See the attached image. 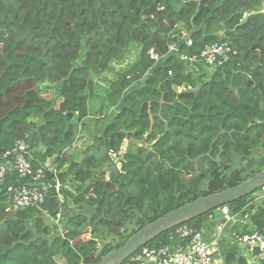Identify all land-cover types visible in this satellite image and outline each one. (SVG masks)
Listing matches in <instances>:
<instances>
[{
    "label": "trees",
    "instance_id": "1",
    "mask_svg": "<svg viewBox=\"0 0 264 264\" xmlns=\"http://www.w3.org/2000/svg\"><path fill=\"white\" fill-rule=\"evenodd\" d=\"M263 10L264 0H0V162L27 142L32 171L0 184V264H101L146 223L262 172ZM217 42L232 52L216 68L181 58ZM89 121L101 131L80 160L69 152ZM50 161L44 203L7 212L8 188L33 186ZM263 189L226 206L237 220L219 242L225 264H249L239 245L264 233ZM217 211L145 247L176 245L180 227L206 237Z\"/></svg>",
    "mask_w": 264,
    "mask_h": 264
},
{
    "label": "built area",
    "instance_id": "2",
    "mask_svg": "<svg viewBox=\"0 0 264 264\" xmlns=\"http://www.w3.org/2000/svg\"><path fill=\"white\" fill-rule=\"evenodd\" d=\"M264 13V10L263 12ZM250 13L246 11L243 20L247 19ZM182 39L188 46L192 45L191 40L186 34ZM176 47L171 46L173 52ZM232 52L231 47L225 42H217L207 46L200 56H183L182 60L187 61L192 67L197 62H203L207 67H217L226 62ZM155 60L158 56L153 51L150 52ZM30 146L27 142L20 141L15 145L12 152L7 153L0 162V184L5 183L6 177L10 172H16L21 177H27L31 174ZM11 157V158H9ZM48 173L56 174V169H52L49 163L45 164L36 174L35 179L38 181L33 186H21L18 189L8 188L14 193L12 206L7 212H17L28 207H39L45 201L49 189L53 186L44 182ZM57 191H60V183L55 185ZM60 215H58L59 218ZM232 216L228 207L220 210V225L217 227L219 233L213 238L212 242H207L200 232H196L188 227H180L172 235L180 237V243L176 245H167L162 247H144L140 253L129 264H217L216 254L219 252V242L225 229L236 218ZM243 243L258 259L259 263L264 264V233L256 232L253 235L244 238Z\"/></svg>",
    "mask_w": 264,
    "mask_h": 264
},
{
    "label": "water",
    "instance_id": "3",
    "mask_svg": "<svg viewBox=\"0 0 264 264\" xmlns=\"http://www.w3.org/2000/svg\"><path fill=\"white\" fill-rule=\"evenodd\" d=\"M48 174L52 176L51 173ZM262 188H264V170L234 188L207 197H201L168 213L153 223H146L145 227L133 235L125 245L105 256L101 264H122L160 235L198 217L217 211Z\"/></svg>",
    "mask_w": 264,
    "mask_h": 264
},
{
    "label": "rangeland",
    "instance_id": "4",
    "mask_svg": "<svg viewBox=\"0 0 264 264\" xmlns=\"http://www.w3.org/2000/svg\"><path fill=\"white\" fill-rule=\"evenodd\" d=\"M89 126L91 129L90 134L89 133L82 134L80 136V139L77 141L76 146L69 152V155H78L79 159L82 160L87 155V153L90 152L93 143V139L91 135L95 134L96 136H98L101 130L98 132L96 131L95 128L96 124L93 121H89ZM189 179H192V176H187V180ZM263 196H264V189L258 194V197H263ZM216 213H217L216 217L220 216V213L218 212ZM216 231L219 233L217 228Z\"/></svg>",
    "mask_w": 264,
    "mask_h": 264
},
{
    "label": "crops",
    "instance_id": "5",
    "mask_svg": "<svg viewBox=\"0 0 264 264\" xmlns=\"http://www.w3.org/2000/svg\"><path fill=\"white\" fill-rule=\"evenodd\" d=\"M48 163H49V165H50V167L52 169H56L55 166H54L53 161H50ZM219 225H220V220L217 222V227H219ZM203 233H206V237H205V234H204V239L207 242L210 243V242L213 241V238L217 235L218 232L216 230H214V227H210L209 224L207 223L205 232L203 231ZM176 237L178 238L177 240H179V243H180V241H181L180 237H178V236H176ZM239 246L241 247V251H240L241 254L245 258H247V261H248L249 264H262V263L258 262V259H256L254 257L253 253L246 247V245H239ZM215 261H216L217 264H225V259L223 257H221L219 252L216 254Z\"/></svg>",
    "mask_w": 264,
    "mask_h": 264
},
{
    "label": "clouds",
    "instance_id": "6",
    "mask_svg": "<svg viewBox=\"0 0 264 264\" xmlns=\"http://www.w3.org/2000/svg\"><path fill=\"white\" fill-rule=\"evenodd\" d=\"M186 35H187V34H186ZM183 61H184V60H183ZM187 63H188V62H187ZM188 64H189V63H188ZM209 68L212 69V68H216V67H209ZM51 175L53 176L54 174L51 173ZM48 176H49V174H48ZM222 208H223V207H222ZM222 208H220L219 210H221ZM219 210L217 211L218 213H220ZM215 216H216V215H215ZM219 217H220V216H219ZM215 218H216V217H215ZM236 220H237V217H236ZM236 220H235V221H236ZM235 221H234V222H235ZM249 221H250V220H249ZM230 224H231V223H230ZM230 224H229V226H230ZM229 226H228V227H229ZM230 227H231V226H230ZM226 230H227V229H226ZM240 245H245V244L243 243V241H240Z\"/></svg>",
    "mask_w": 264,
    "mask_h": 264
}]
</instances>
